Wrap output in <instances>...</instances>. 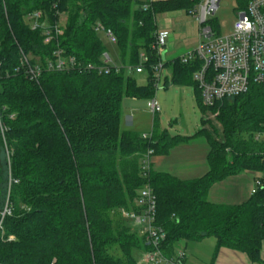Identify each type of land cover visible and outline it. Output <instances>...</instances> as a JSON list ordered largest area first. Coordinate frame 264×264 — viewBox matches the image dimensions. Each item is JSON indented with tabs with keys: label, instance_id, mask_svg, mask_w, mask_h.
<instances>
[{
	"label": "trees",
	"instance_id": "obj_1",
	"mask_svg": "<svg viewBox=\"0 0 264 264\" xmlns=\"http://www.w3.org/2000/svg\"><path fill=\"white\" fill-rule=\"evenodd\" d=\"M247 3L241 0L240 7ZM194 5V0H173L143 10L135 0H0V118L7 128L3 135L0 126V221L8 197L13 208L0 230V264H139L152 246L119 210L135 208L147 184L157 196L166 256H175L182 240L215 237L216 253L228 247L252 263L262 262L264 188L241 205L213 204L208 196L214 184L230 176L264 171V144L254 139L264 123V86L208 107L193 81L199 63L177 57L165 64L172 83L194 85L198 104L210 108L223 127L224 141L206 128L196 133L210 144V170L199 179L180 180L153 166L144 177L141 169L149 150L167 155L192 137L160 130L157 117L151 138L121 129L124 99L156 93L151 64L160 59L152 50L158 15ZM38 10L45 15L42 22L61 24L63 34L47 42L42 27L32 29L27 16ZM98 22L116 35L124 65L139 64L147 52L145 85L125 69L109 74L87 69L101 66L110 52L95 29ZM58 49L81 67L50 70L48 61ZM23 55L43 68L38 82L26 74Z\"/></svg>",
	"mask_w": 264,
	"mask_h": 264
},
{
	"label": "built area",
	"instance_id": "obj_2",
	"mask_svg": "<svg viewBox=\"0 0 264 264\" xmlns=\"http://www.w3.org/2000/svg\"><path fill=\"white\" fill-rule=\"evenodd\" d=\"M138 7L148 10L155 3L173 0H135ZM195 5L187 13L196 17L201 30L199 41L194 48L181 55L184 63L198 62L199 67L193 74V81L202 91V101L205 106H214L225 98H232L248 93L253 86H264V0H248L245 8L239 7L237 21L234 30L230 35L223 36L217 32L210 24V17L214 16L220 7V0H194ZM45 15L38 10L27 16V21L32 29L43 28L46 41L53 39L55 33L62 35L61 24L55 26L42 22ZM95 29L100 34H105L109 43L117 44V37L110 28H106L98 22ZM171 32L169 30H157L155 43L152 50L160 57L159 61L151 64V69L156 81V89L162 80V71L167 58V40ZM166 51V60L162 54ZM55 59L48 61V68L54 71L75 70L81 67L76 57L66 56L62 49L55 52ZM147 52L140 54V63L137 65H124L117 63L110 52H105L102 56V65L95 67L87 65V69H98L100 73L109 74L112 70L120 72L125 69L128 74L147 73V63H149ZM22 65L26 68V74L34 81H39L43 68L39 65H31L28 57L23 55ZM2 77V65L0 63V81ZM148 108L153 115L161 112V106L155 97L148 100ZM0 126L4 135L7 128L1 122ZM152 133L144 134V138H151ZM257 142L264 144V123L262 128L254 135ZM264 161V150L261 151ZM153 151L149 150L141 159V169L144 177H149L152 170ZM255 174V184L252 195L259 189L264 188V171H250ZM133 209L121 208L119 213L126 219L133 222L136 230L139 229L141 235L146 237L152 249L142 255L141 262L146 264H186L187 254L185 250L177 251L173 257L166 256L162 249V243L166 239L164 228L157 224V196L150 184L139 190L134 200ZM13 208L9 203V197L2 211L0 230H3V220L6 215H11ZM264 249V245H263ZM264 264V257L262 259Z\"/></svg>",
	"mask_w": 264,
	"mask_h": 264
},
{
	"label": "rangeland",
	"instance_id": "obj_3",
	"mask_svg": "<svg viewBox=\"0 0 264 264\" xmlns=\"http://www.w3.org/2000/svg\"><path fill=\"white\" fill-rule=\"evenodd\" d=\"M240 1L241 0H220L219 9L214 16L210 17V24L215 29V32L223 36L230 35L233 32L237 21ZM62 21H64V19H62ZM157 23L159 30H169L171 32L166 46L168 51L167 58L169 61L185 54L189 49L194 48L199 41L201 27L196 17L187 13L186 10L161 13L157 17ZM101 38L108 46L114 60L118 64L121 63L118 59L119 51L116 45L110 44L105 34L101 33ZM162 75V80L154 96L161 106V112L156 115L150 112L148 108L149 99L125 98L122 109L121 129L126 130L129 128L138 133L150 134L153 131L154 120L157 117L160 130H167L171 136L182 135L192 137L187 142H182L178 145V148L176 147V153L174 154V156L176 155L175 159L191 153H196L198 155V153L204 150L207 155V148L210 144L207 143L206 136H198L196 133L200 129L206 128L211 131L216 139L224 141L225 137L222 125L210 108H205L198 104L194 85L181 86L173 84L171 70L167 66L164 67ZM147 77L148 73L138 75V83L140 85H145L147 83ZM166 78L168 79L167 84ZM132 110H136L134 125L133 127H128L127 118L125 116L127 112ZM183 148H189L191 151H183ZM202 155H204V153H202L201 156ZM166 157L168 156L152 155V166L156 159ZM2 164L4 163L0 158V165ZM23 208L25 207L23 206ZM112 217L114 221H119L122 218L118 214H112ZM125 220L130 223L132 227L134 226L132 221L126 218ZM137 230L139 231V229ZM210 239L214 241V238ZM192 243L197 242L193 241ZM207 245L208 242H204L201 250H197L201 258L204 256L203 253L209 250Z\"/></svg>",
	"mask_w": 264,
	"mask_h": 264
},
{
	"label": "crops",
	"instance_id": "obj_4",
	"mask_svg": "<svg viewBox=\"0 0 264 264\" xmlns=\"http://www.w3.org/2000/svg\"><path fill=\"white\" fill-rule=\"evenodd\" d=\"M135 113L136 110L127 112L125 117L127 118L128 127H133ZM126 130L130 129L128 128ZM176 147L178 148V146H175L170 150L166 155L168 157L156 159L155 163H153L154 171L171 174L180 180L199 179L209 172L208 154L210 152V145L207 148V155L204 150L198 153V155L196 153H191L175 159L176 155L174 156V154L176 153ZM183 151H191V149L183 148ZM202 153H204V155L201 156ZM255 178V174L252 172H243L238 175L230 176L212 186L208 199L211 203L218 205L244 204L252 197ZM210 238H214V241ZM196 242L197 243H192L182 240L177 245V251L185 249L187 252L186 264H262V262L252 263L244 252L228 247H222L216 253L217 240L215 237H207V239ZM204 242H208L207 247L209 250H206V253L202 252L204 256L201 258L197 250H201ZM142 255H140L139 258V264H145L140 260ZM263 257L264 249L261 253V259H263Z\"/></svg>",
	"mask_w": 264,
	"mask_h": 264
},
{
	"label": "water",
	"instance_id": "obj_5",
	"mask_svg": "<svg viewBox=\"0 0 264 264\" xmlns=\"http://www.w3.org/2000/svg\"><path fill=\"white\" fill-rule=\"evenodd\" d=\"M166 53H167V52L164 51L163 54H162V58H163V60H166Z\"/></svg>",
	"mask_w": 264,
	"mask_h": 264
}]
</instances>
